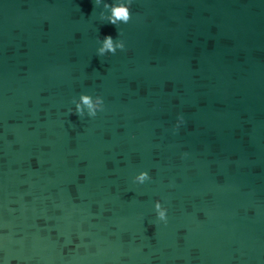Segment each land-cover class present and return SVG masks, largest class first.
Instances as JSON below:
<instances>
[{"label": "water", "instance_id": "water-1", "mask_svg": "<svg viewBox=\"0 0 264 264\" xmlns=\"http://www.w3.org/2000/svg\"><path fill=\"white\" fill-rule=\"evenodd\" d=\"M116 2L0 0V264H264V0Z\"/></svg>", "mask_w": 264, "mask_h": 264}, {"label": "clouds", "instance_id": "clouds-1", "mask_svg": "<svg viewBox=\"0 0 264 264\" xmlns=\"http://www.w3.org/2000/svg\"><path fill=\"white\" fill-rule=\"evenodd\" d=\"M101 3L102 0H95V4L97 6ZM132 3L133 0H117L115 4L105 3V10L110 11L111 14L105 16L101 13V18L115 27H118L122 23L128 24L132 20V13L130 11ZM118 35H122V33H118ZM118 49L120 51H124L125 43L122 40L117 41L116 39H113L111 35H108L102 40V47L98 49V56L103 57L109 53L115 55ZM73 103H75L74 114L81 118L84 117L85 114L89 117L95 118L99 112H103L105 110L104 100L99 96L93 98L90 95H81L79 101L74 100ZM184 123V117L182 115L179 116L175 126V131L178 132L181 125ZM151 179L152 177L148 174V172H143L135 177L134 182L142 185ZM155 211L157 213L158 220L166 224L168 221V209L165 208L160 201H156Z\"/></svg>", "mask_w": 264, "mask_h": 264}]
</instances>
